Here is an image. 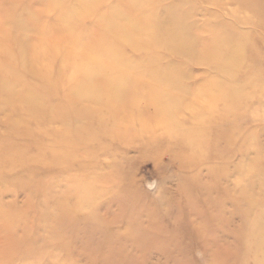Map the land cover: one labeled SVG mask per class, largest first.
<instances>
[{
    "label": "rangeland",
    "instance_id": "1",
    "mask_svg": "<svg viewBox=\"0 0 264 264\" xmlns=\"http://www.w3.org/2000/svg\"><path fill=\"white\" fill-rule=\"evenodd\" d=\"M238 1L192 0L201 40L210 21L230 24L242 66L222 77L186 63L185 105L162 125L148 103L133 105L122 112L130 133L114 128L121 111L104 95L71 105L87 65L47 35L63 11L10 0L5 16L0 1V264H264V0ZM116 2L101 0L77 33ZM159 54L161 68L177 59ZM215 79L239 90L230 111L194 93Z\"/></svg>",
    "mask_w": 264,
    "mask_h": 264
},
{
    "label": "bare ground",
    "instance_id": "2",
    "mask_svg": "<svg viewBox=\"0 0 264 264\" xmlns=\"http://www.w3.org/2000/svg\"><path fill=\"white\" fill-rule=\"evenodd\" d=\"M0 1L4 6L10 0ZM167 1L169 2L166 3ZM37 2L49 3V6L63 11L61 19L53 28L48 29L47 35L53 37L57 45L64 42L70 50H81L82 54L78 59L86 60L87 66L77 82L76 90L72 92L71 105L77 102L78 105H94L97 100L106 96L111 107L117 105L118 111H121L119 117L122 123H116L114 128L123 130L124 133H130L132 128L127 125L129 115L122 112L133 105L148 103L154 109L156 122L160 125L170 120L164 116L166 111L176 112L185 105V100L191 94L182 85V80L187 76L182 71L186 63L200 62L206 68L217 66L222 77L230 76L233 69L237 70L242 66L240 46L232 38L235 35H226L228 31L237 33L230 24L210 21L209 25L212 27L206 26L210 32V41L204 43L201 40L206 34L194 22L196 14L192 0H117L116 6L105 14L98 15L92 29L81 34L76 31L80 22L88 15L99 13L101 0H77L68 10L62 9L63 0ZM238 4L250 6L244 0H239ZM8 11L6 5L2 9L3 15L8 16ZM31 17L34 18L35 15L32 14ZM33 27L32 29L19 23L15 30L17 33H34L38 39L41 35L45 37L43 26L38 24ZM21 45L27 56L33 54L30 42L21 41ZM126 49L134 54L144 51L146 59L134 58L131 61L123 54ZM162 51L177 58L164 68L159 67V53ZM68 58L66 56L64 60L67 61ZM218 66L223 70L219 71L221 69ZM217 83V79L208 82V93H194L204 97L207 95L209 108H213L216 98L224 101L226 109L230 111L234 107L235 98L239 97V90L231 84ZM82 111L88 109L81 106L80 112ZM87 113L90 115V111ZM261 225L264 227V218ZM262 234L264 235V231Z\"/></svg>",
    "mask_w": 264,
    "mask_h": 264
}]
</instances>
